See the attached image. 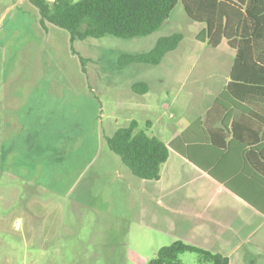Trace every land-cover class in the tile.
Returning a JSON list of instances; mask_svg holds the SVG:
<instances>
[{"label":"rangeland","instance_id":"374dc122","mask_svg":"<svg viewBox=\"0 0 264 264\" xmlns=\"http://www.w3.org/2000/svg\"><path fill=\"white\" fill-rule=\"evenodd\" d=\"M40 20L28 0H0V264H149L181 240L166 194L132 176L105 139L135 120L168 144L196 115L193 102L214 101L228 53L196 42L203 26L180 0L143 38L71 45ZM175 33L183 39L159 65H119ZM179 258L199 264L195 253Z\"/></svg>","mask_w":264,"mask_h":264},{"label":"trees","instance_id":"16d2710c","mask_svg":"<svg viewBox=\"0 0 264 264\" xmlns=\"http://www.w3.org/2000/svg\"><path fill=\"white\" fill-rule=\"evenodd\" d=\"M44 21L64 30L71 45L76 41L115 37L133 39L147 37L167 21L179 0H28ZM187 18L203 26L196 35L198 43L211 49L226 47L235 57L230 82L216 98L215 105L232 114L234 102H247L249 90H264V0H180ZM183 39L175 33L160 37L146 53L121 54L119 65H159L166 54L177 49ZM72 53L84 64L74 49ZM1 61V56H0ZM132 91L145 94L143 83ZM2 120L0 116V131ZM184 141V134L178 142ZM107 149L115 154L132 176L145 181H158L169 150H177L176 142L166 145L149 136L135 120L117 129L105 139ZM251 205V204H250ZM253 206H255L253 204ZM195 253L199 264H229L226 257L175 240L161 247L149 264H183L179 256Z\"/></svg>","mask_w":264,"mask_h":264},{"label":"crops","instance_id":"0c3cea01","mask_svg":"<svg viewBox=\"0 0 264 264\" xmlns=\"http://www.w3.org/2000/svg\"><path fill=\"white\" fill-rule=\"evenodd\" d=\"M219 49H226L229 68L217 77L214 101L230 82L235 57ZM214 101L193 102L196 115L166 144L176 142L184 156L170 149L159 180L151 182L166 194L168 228L181 241L229 264H264V90H249L247 102L231 105L232 114Z\"/></svg>","mask_w":264,"mask_h":264}]
</instances>
